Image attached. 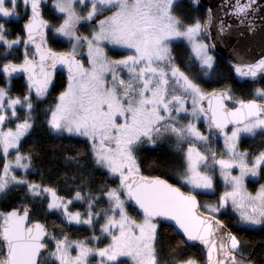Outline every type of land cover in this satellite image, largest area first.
<instances>
[{
  "label": "snow or ice",
  "instance_id": "obj_1",
  "mask_svg": "<svg viewBox=\"0 0 264 264\" xmlns=\"http://www.w3.org/2000/svg\"><path fill=\"white\" fill-rule=\"evenodd\" d=\"M45 3L0 0V196L23 192L19 204L0 210V264H127L122 258L132 264H201L182 247L198 245L204 264H257L218 217L230 208L237 230L264 226V184L254 192L246 184L264 177V146L240 150L242 138L264 136V87L254 88L250 99H235L230 86L205 91L201 75L193 73L198 68L208 76L214 69L213 29L223 38L233 25L211 8L203 17H181L179 0H51L53 18L60 20L53 26L44 18ZM221 10L235 19L240 37L260 31L264 40L258 0H225ZM12 18L24 20L23 35L7 27ZM82 27L90 31L84 34ZM50 38L68 49L53 50ZM177 43L186 48L180 63L173 54ZM21 44L22 58L13 56ZM107 46L127 54L111 58ZM230 48L228 64L237 77L264 80V48L259 58H249L239 42ZM58 66L66 69L67 83L46 110L48 127L84 138L92 164L112 184L93 190L83 175H65L62 195L43 177L29 179L37 152L22 151V141L34 128V99L47 96ZM20 75L25 87L12 95ZM201 120L207 134L198 127ZM214 136L223 138L219 154ZM166 138L175 140V163L156 165L161 175L143 174L138 153L145 145L155 150ZM81 156L65 155L64 164L79 170ZM198 195L217 199L202 203ZM105 201L107 207H100ZM77 204L83 210H71ZM130 207L142 218L131 215ZM37 212L55 215L67 227L86 225L92 235L72 239L63 228L50 232L33 219ZM165 225L184 239L166 245Z\"/></svg>",
  "mask_w": 264,
  "mask_h": 264
},
{
  "label": "trees",
  "instance_id": "obj_2",
  "mask_svg": "<svg viewBox=\"0 0 264 264\" xmlns=\"http://www.w3.org/2000/svg\"><path fill=\"white\" fill-rule=\"evenodd\" d=\"M177 14L181 17L184 16H200L203 17L205 14L204 8H194L191 7L188 0H179L177 7ZM187 22V21H186ZM10 27H12L13 32L18 34L21 32V24L20 22H11L9 23ZM52 43L56 46L61 43L59 40L52 41ZM63 47V45H59ZM173 54L177 56V62L180 63V58L185 54L186 48L184 44L177 43L173 45ZM118 55H124L122 52H116ZM194 74L201 75L202 79L201 86L205 89V91L213 90V89H222L226 86H230L233 90V96L235 99H248L252 98L251 93L254 88L264 87V80L258 81L255 83H242L239 82L233 77L232 72L229 70L226 61L216 56V65L214 69L209 73L208 76H204L202 73L198 72L197 69H193ZM13 88L12 93L21 94L22 90L25 87V81L23 78L14 79L12 81ZM63 90V84H57L52 93L48 96V99L42 100V102L35 103L36 108L32 113L34 117V128L31 133L22 141V151H28L29 149L35 148L37 152V159L35 161V174L30 175L29 179L35 180L37 182L41 181L43 177V182L45 184H50L52 186L58 187L61 189L60 194H65V181L64 177L67 175L71 177L73 174L83 175L86 179H88L90 183V187L99 186L101 183H109L112 184V179L110 177L101 175V170H97L95 166L91 162V157L88 152L87 144L82 137H69L67 134H58L53 132L47 124V119L49 113H47V105L49 104V100L52 101L54 95L59 91ZM231 105V104H230ZM23 113L21 112V115ZM169 141L162 142L158 148L153 150L148 146H143L141 151L138 153L139 157L143 161L141 164V170L145 175H161V168L156 165L163 164H174L175 157L173 156L174 150L168 144ZM261 146H264V136L257 135L255 137H245L242 138L240 142V149L254 151L259 149ZM213 147L218 152L220 150V142H213ZM77 152L82 153L80 157V164L82 168L77 170L71 166H67L64 164L63 157L65 155H75ZM174 171V168L172 169ZM167 178V176H165ZM71 183V181H69ZM257 184L256 182L249 181L248 185L254 186ZM215 197V196H204L198 195L200 197ZM23 197L22 190L13 189L7 195L0 196V210L8 208L10 205L15 206L20 203ZM100 207H107L106 201L99 205ZM77 209L83 210L82 207L77 204L71 210L75 211ZM131 214H135V211L132 208H129ZM219 219L223 220L225 224H227L229 229H232L234 233H236L239 238L246 243L248 251L253 254V259L257 262V264H261V261H264V246L263 248L257 247L254 250V243L260 242V239L264 236V229L256 230L254 228H246L244 230H237L233 225L236 224L235 216L228 210V214H221ZM33 219H39L43 223L47 225V227L51 230V232L59 233L61 228L65 232H68L70 237L73 239H83L86 236H91L92 232L87 226H74L67 227L61 224L60 219L55 215H45L44 213L37 212L33 215ZM55 222V224L53 223ZM102 222V221H101ZM98 227V225H96ZM264 228V226H263ZM98 235V233H97ZM161 235L165 240V244H177L182 238L180 235H177L172 229L168 228L165 225L161 228ZM106 243V241H105ZM99 246H103L100 244ZM188 252L189 255L197 259H202L204 261L203 255L200 249L197 248H186V246H182ZM257 248H260L257 250ZM167 247H165V255L167 254ZM256 254V255H255ZM126 260L127 264H132L131 260Z\"/></svg>",
  "mask_w": 264,
  "mask_h": 264
},
{
  "label": "water",
  "instance_id": "obj_3",
  "mask_svg": "<svg viewBox=\"0 0 264 264\" xmlns=\"http://www.w3.org/2000/svg\"><path fill=\"white\" fill-rule=\"evenodd\" d=\"M188 2L191 7H194L196 9L204 8L205 13L207 12L209 8H211L214 13L223 17L228 24L233 25V31L228 33L223 38H216L215 30L213 29V40L211 42L216 44V49L213 50V54L215 56H219L223 58L226 61V64L229 70L232 72L233 77H235L237 81L242 82V83H245V82L252 83L250 81L241 80L239 77L235 75L234 71L229 67L228 61L232 59L230 46H235L239 42L241 49L247 50V54L249 58H252V57L259 58L262 48H264V40H262V33L258 31L254 37H249L247 35H245L244 37H240L238 35V32L235 30L236 23H237L235 19L232 17L225 16L224 12L221 10V5L225 2V0H198V5H194L192 3V0H188ZM258 3L264 6V0H258ZM240 31H243V29H240ZM57 69H62V68L58 66ZM258 81H262V80L258 77L257 82ZM229 106L231 107V105ZM40 222L43 223L42 221ZM180 237L184 239L182 235H180ZM202 247H203L202 245H198L196 248L201 249Z\"/></svg>",
  "mask_w": 264,
  "mask_h": 264
},
{
  "label": "rangeland",
  "instance_id": "obj_4",
  "mask_svg": "<svg viewBox=\"0 0 264 264\" xmlns=\"http://www.w3.org/2000/svg\"><path fill=\"white\" fill-rule=\"evenodd\" d=\"M44 10H45V13H46V15L48 16V18H50V21H51V23L52 24H54L55 26H58V24H59V22H60V20H58V19H54L53 18V12H52V9H51V0H46V3H45V7H44ZM53 18V19H52ZM20 22V24L22 25V19H20V20H16L15 18H12V22ZM4 21L3 20H0V23H3ZM11 23V22H10ZM7 27L11 30V31H13V29H12V27H10V24L8 23L7 24ZM17 33V32H16ZM18 34H21V35H23V33L22 32H18ZM11 38V37H10ZM51 39V38H50ZM51 40H54V39H51ZM59 45H63V46H66L67 47V49H68V47H69V45H67L66 43H59ZM22 44L21 45H19L18 46V51H19V47L20 48H22ZM110 49L112 50V51H110ZM105 50H106V52H107V54H108V56L109 57H111V58H119L120 56H122V55H118V54H116V51H118V52H122L124 55H126L127 53L126 52H123L122 50H119V49H113L111 46H107L106 48H105ZM0 51H2V49H0ZM18 51H14L13 52V55L14 54H18ZM66 51V50H65ZM10 58V57H9ZM82 59H85V65L87 66V63H86V58H84V57H81ZM209 75V74H208ZM0 86H3L2 84H0ZM66 85H64V87H65ZM64 87H63V89H64ZM61 91H63V90H61ZM61 91H59V92H61ZM59 92L58 93H56V95H54V97H55V99H54V97H53V99H52V101L51 100H49V104L46 106L47 107V109L50 107V106H54V104H55V100H56V97L59 95ZM12 95H19V94H15V93H11ZM44 98H42L40 101H35V99H34V103H37V102H42V100H43ZM232 106V105H231ZM184 122H187V120H185ZM7 126H12V127H14V124H9V125H7ZM198 127L201 129V131H203V132H205V134H207V129H206V124L201 120L200 122H198ZM229 131H230V129H229ZM216 139L217 140H219V142H220V146L221 147H219L220 148V150H218V154L223 150V138L221 137V136H215V138H213L212 137V140L215 142L216 141ZM166 141H169L168 142V144L170 145V147L174 150V148H175V140H174V138H166L163 142H166ZM162 144V143H161ZM185 147H186V145H185ZM241 150V149H240ZM242 151V150H241ZM19 174V173H18ZM235 174V173H234ZM249 181H253V182H256L257 184H255L254 186H250V185H248V183H249ZM246 184H247V187H248V190L249 191H252V192H254L258 187H259V185L260 184H264V177H261V178H254V179H249V180H247L246 181ZM185 190H187V189H185ZM218 190L219 191H222L223 190V184H222V182H220V181H218ZM200 197V196H199ZM217 199V196H215V197H200L198 200H200L202 203L203 202H205V201H215ZM229 210H230V212H231V209L229 208ZM130 212V211H129ZM232 213V212H231ZM130 214H131V212H130ZM234 216H235V214L234 213H232ZM131 215H133L135 218H137V219H141L142 217H140V216H137V215H135V214H131ZM235 218H236V216H235ZM86 226V225H85ZM252 228H254V229H256V230H262V229H264L263 228V226L262 225H255V226H251ZM250 227V228H251ZM98 233V232H97ZM98 235H99V233H98ZM73 239V238H72ZM107 242V241H106ZM253 245V248H254V250H256V246L257 247H261V248H263V246H264V236H263V238H261L260 239V242H258V243H254V244H252ZM99 246V245H98ZM100 247H103V246H100ZM258 249H260V248H257V250ZM73 255H75V252H73ZM256 255V254H255ZM203 258H204V256H203ZM122 259H125V258H122ZM126 259H128V258H126ZM197 259V258H196ZM130 260V259H129ZM198 260H200V262H201V264H204V261H202V259H198ZM90 264H95V260H90Z\"/></svg>",
  "mask_w": 264,
  "mask_h": 264
},
{
  "label": "flooded vegetation",
  "instance_id": "obj_5",
  "mask_svg": "<svg viewBox=\"0 0 264 264\" xmlns=\"http://www.w3.org/2000/svg\"><path fill=\"white\" fill-rule=\"evenodd\" d=\"M43 15H44V18H45V19H48V20L50 21V18H48V16L46 15L44 8H43ZM52 19H53V18H52ZM23 22H24V20L22 19V24H23ZM50 23H51V21H50ZM53 26H55V25L53 24ZM21 27H22V25H21ZM87 31H90V28H86V27H82V28H81V32H83L84 34H87ZM52 41H56V40H51V39H49V40H48V46L51 47V48H53V50H55V51H65V50H67V47H66V46H63V47L59 48L60 46H59V45H58V46L54 45V44L52 43ZM23 50H24V47H23V46H22V48L19 47L18 54H14L13 56H20V57L22 58L21 53L23 52ZM110 51H112V50L110 49ZM116 52H118V51H116ZM212 54H213V52H212ZM213 55H214V54H213ZM214 56H215V55H214ZM9 59H11V57H10ZM84 60H85V59H84ZM178 63H179V62H178ZM20 77L24 79V77H23L22 75L18 76L17 79H19ZM66 83H67V71H66L65 69H63V68H62V69H57L56 74H55V77H54V83H53V85L50 87V89H49V93L47 94V96L44 97L43 100L48 99V96L52 93L53 88H54L57 84H63V87H64V85H66ZM210 91H211V90H209V92H210ZM54 99H55V97H54ZM213 138H215V136H214ZM216 141H219V140L216 139ZM213 142H214V141H213ZM214 143H215V142H214ZM198 199H199V198H198ZM48 229H49V228H48ZM49 231L51 232L50 229H49Z\"/></svg>",
  "mask_w": 264,
  "mask_h": 264
}]
</instances>
